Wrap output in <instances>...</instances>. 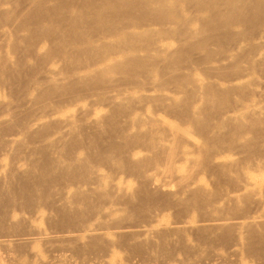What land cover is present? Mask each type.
<instances>
[{
    "label": "bare ground",
    "instance_id": "1",
    "mask_svg": "<svg viewBox=\"0 0 264 264\" xmlns=\"http://www.w3.org/2000/svg\"><path fill=\"white\" fill-rule=\"evenodd\" d=\"M185 3L203 15L197 18L185 16L184 12L188 11ZM15 4L17 6H14V0H0V22H9L12 26L9 30L1 23L0 35L15 37L22 34L21 42L26 46L27 56L47 58L45 72L53 76L50 81L41 83V93L30 96L33 105L45 114L23 122L16 115L12 119L20 122V129L27 136L41 131L48 121L61 118L66 128L74 131L69 143L63 145L65 151L80 147L78 156L75 155L66 166L50 163L52 165H47L45 174L40 177H13L10 181L17 183L11 184L12 190H5V184L0 181V201L6 196L23 195V233L28 232L27 221L45 219V214L53 211L65 216L73 213L64 205L57 207L66 202L65 198L77 197L81 199V205L89 206L94 196L99 211L114 214L120 211V206L128 213L133 212L136 208L131 203L133 200L146 205L148 200L160 198L161 191L171 193L170 177L181 172L176 165L183 163L175 161L179 148L184 160L190 153L193 158L208 156L205 158L209 162H204L203 172L206 171L208 176L216 175L218 181L234 171L232 167L238 161L223 154L211 156L201 135L208 138L210 133L219 136L227 131L241 139L244 134L241 126L246 120L264 119V101L252 103L258 98L264 100V79H255L258 73L264 75V0H15ZM195 22H198V28L193 27ZM155 37L159 39L154 43ZM172 38L183 44L181 49L170 50L172 46L168 40ZM193 39L195 43L186 46ZM46 43L48 50H42ZM142 44H154L159 50H135ZM211 46L215 47L217 56L212 53ZM43 52L47 54L37 57ZM170 53L174 54L175 64L183 56L201 61L204 65L202 79L207 82L201 84L177 76L173 80L176 83L174 89L148 86L146 64L150 57L157 56L154 58L157 60ZM201 54L204 57H200ZM65 59L70 60L66 72H55V66ZM74 61L80 65L75 67ZM184 63L190 66V61ZM178 72L176 66L175 73ZM220 76L227 78L220 80ZM106 77L113 84L103 92H96L94 85H104ZM126 80L124 88L117 82ZM39 85L38 81L26 82L24 90L33 93ZM190 87L197 92L207 90L209 98L204 101L200 96L199 100L195 91L188 92ZM92 93L96 107L92 108L91 104L89 108L84 104ZM228 95L245 99L238 108L219 109ZM247 102L250 104L244 105ZM212 111L221 116L214 124L205 125L201 119L212 121ZM5 120V114H0V130ZM102 134H107L110 141L106 149L99 145ZM11 136L16 135L6 134L4 141H16ZM67 136L66 132L64 135L53 132L46 140L62 142ZM186 146L192 150L188 151ZM97 158L101 160L98 167L110 165L124 170L126 178L135 181L134 186L128 179H123L125 182L118 180L120 183L116 181L117 184L110 177L103 182L66 177L73 166L91 163ZM200 161L202 158L195 160L196 163ZM152 163L155 166L150 169ZM60 166L67 171L60 172ZM253 184L252 179L248 180L236 193L246 191ZM114 194L118 195V201H112L108 207L105 200ZM227 197L228 201L233 200ZM35 201L38 205L33 210ZM71 205L76 203L73 201ZM14 214V211L2 210L0 203V228L8 219L14 220ZM234 223L242 225L245 221ZM175 224L173 229L182 230L175 227L183 224ZM209 225L219 226L221 220H214ZM34 230L23 237L2 234L0 245L42 242L59 233L61 238L68 240L79 238L74 230L49 233L38 228ZM122 232H131V229L123 228ZM88 235L96 237L100 234L89 231ZM159 244L164 245V242L159 241Z\"/></svg>",
    "mask_w": 264,
    "mask_h": 264
},
{
    "label": "rangeland",
    "instance_id": "2",
    "mask_svg": "<svg viewBox=\"0 0 264 264\" xmlns=\"http://www.w3.org/2000/svg\"><path fill=\"white\" fill-rule=\"evenodd\" d=\"M185 5L187 8V3ZM14 6H17L15 0ZM187 9L188 11L184 12L185 16L195 15L194 18H197L203 15L198 14L193 6ZM1 23H4L2 25L5 28L12 30L9 22ZM193 27L198 28V22H195ZM22 36V34L15 37L0 35V65L4 71V74L0 75V114L4 113L6 118L5 125L0 130V181L2 185L5 184V190H12L11 184L17 183L10 181L13 177L14 179H23V175L40 177L45 174L46 166L52 165L50 163L59 162L63 166L68 165L75 155L78 156L80 148L71 152L65 151L63 145L69 143L74 131L66 128L61 118L48 121L36 134L23 135L20 129L21 121L45 114L39 107L33 105L30 96L41 93L43 90L41 83L50 81L53 75L45 72L44 63L47 58L27 56L26 46L21 42ZM157 39L159 38H153L154 43ZM168 41L172 46L170 50L181 49L183 46L177 38ZM192 43H195L194 39L186 46ZM46 44L42 45V50H48V43ZM262 49L264 50V47ZM135 50L159 49L154 44L150 46L142 44ZM211 50L214 56L218 55L214 46H211ZM46 54L43 52L37 57ZM155 57L157 56H151L146 64L148 86L160 85L166 89H174L176 83L173 80L177 76L185 77L187 81L194 79L201 84L207 82L202 79L201 74L204 65L193 57L183 56L177 64L172 60L173 53L161 56L157 60H154ZM200 57H204V54ZM184 61H190V66ZM60 62L59 66H55V72L60 70L65 73L67 69L65 67L68 62L70 64V60L65 59ZM74 65L77 67L80 64L74 61ZM176 66L179 69L178 74L175 73ZM225 76L229 77V75ZM227 77L220 76L219 79ZM255 79L263 80L264 75L258 73ZM35 81L40 83L36 91L26 93L24 90L26 82ZM105 81L101 86H95L92 80L91 84L94 85L96 92L99 90L103 92L113 84L109 77H106ZM117 82L124 88L128 80ZM192 90L199 100L200 96H203L201 100L204 101L209 98L205 89L197 92L194 87H190L188 92ZM94 99L92 93L84 105H88L89 108L96 107ZM244 99L228 95L223 99L225 104L219 109L238 108ZM256 101L263 103L264 100L258 98L252 103ZM246 104L250 103L244 105ZM96 105L100 104L96 101ZM14 115L20 122L13 121ZM220 116L218 112L212 111L210 116L212 121L205 118L201 121L205 125H211ZM70 117L73 119V115ZM241 128L244 131L241 139H236L227 131L219 136L210 133L208 138L201 135L209 147L211 156L223 154L238 161L232 167L234 171L228 172L229 175L219 181L216 175L208 176L206 171L203 172L204 162H209L205 158L208 156L204 154L205 157L193 158L190 153L188 159L184 160L179 148L176 150L175 161H183V163L181 167L180 163L176 165L177 170L181 172L177 176L170 177L169 183L173 188L171 193L161 191L160 198L148 200L146 205L133 200L131 203L136 207L133 212L128 213L123 210V206H120V211L114 214L99 211L98 201L94 196L91 197L89 206L81 205L80 198H65L66 202L59 203L57 207L64 205L73 213L65 216L56 214V211L50 214L47 212L45 219L27 221L28 223L25 224L28 226L24 225L28 229L26 233L35 232L34 228L48 233L74 230L79 234V238L68 240L61 238L59 233L42 242L23 244V241H20L13 245H0V264H264V221L260 224L250 223L252 220H264V119H258L257 122L246 120ZM53 132L63 135L66 132L68 136L62 142L46 140ZM6 134L16 135L11 136L16 141H4L3 136ZM107 137V134L101 135L99 145L102 149L110 146ZM186 149L192 150L189 146H186ZM164 155L167 156L168 153L165 152ZM197 158H202V161L196 163ZM100 161V158H97L94 162L73 166L66 177L74 176L86 180L89 178L91 181L99 182L110 177L117 184L129 178L124 175V170L115 166L98 167ZM161 165L164 167V163ZM154 166L152 163L150 169ZM59 170L67 171L61 166ZM211 171L214 173V170ZM250 179L254 184L246 191L236 193V190ZM128 183L134 186L135 181L131 180ZM226 195L233 200L228 201ZM73 201L76 203L74 206L71 205ZM112 201H118L117 194L107 198L105 203L109 207ZM0 203L2 210L14 211L16 219H8L4 227L0 228V239L6 234L23 237V234H26L23 233V195L6 196ZM34 203L33 210L38 205L36 201ZM214 220H221V225H209ZM236 220L245 221V224L238 225L234 223ZM175 223L186 227L177 225L180 227L175 228L182 230H175L173 229ZM123 228L131 229V232H122ZM89 231L100 235L89 237ZM159 241H163L164 245L159 244ZM248 252L251 254L249 255Z\"/></svg>",
    "mask_w": 264,
    "mask_h": 264
}]
</instances>
